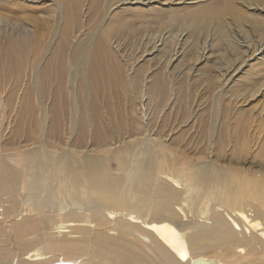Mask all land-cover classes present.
<instances>
[{
    "label": "bare ground",
    "instance_id": "1",
    "mask_svg": "<svg viewBox=\"0 0 264 264\" xmlns=\"http://www.w3.org/2000/svg\"><path fill=\"white\" fill-rule=\"evenodd\" d=\"M186 1L0 0V264H264V0Z\"/></svg>",
    "mask_w": 264,
    "mask_h": 264
},
{
    "label": "rangeland",
    "instance_id": "2",
    "mask_svg": "<svg viewBox=\"0 0 264 264\" xmlns=\"http://www.w3.org/2000/svg\"><path fill=\"white\" fill-rule=\"evenodd\" d=\"M189 2V3H188ZM193 1H189V0H187L186 1V3L187 4H191ZM3 3V2H2ZM0 6H2V5H0ZM3 8H6V9H9V10H14V11H16L17 13H20V12H22L23 11V9H21V8H19V9H16L15 10V8H12V7H10L9 5H5V6H3ZM18 8V7H17ZM0 27H2V24L0 25ZM181 39H183V36H181L180 37V40ZM181 42H183V40L181 41ZM160 42H158V44L156 45V47H160ZM162 47V46H161ZM160 47V48H161ZM159 48V49H160ZM208 51H209V49H208ZM213 52H216V49H214L213 50ZM207 53V50H205L204 51V54H206ZM178 55H179V53H178ZM208 55H210V53L208 54ZM215 60V54H214V56L213 55H210V58L208 59V61H204V62H199V63H197V65H196V69L198 68L201 72H206V73H208V72H210V70H211V64L213 63V61ZM199 66V67H198ZM249 73L251 74V76H250V78H252V79H259V78H261V77H263L264 76V67L263 66H252L251 68H249ZM211 73V72H210ZM213 73V72H212ZM197 75V73H194V75ZM264 91L262 92V95L261 96H259V97H257V100L256 101H258V100H260V102H264ZM32 247V246H31ZM25 250L27 251V250H29V247H26L25 248ZM54 264H59V261L57 260L56 261V263H54ZM75 264V263H74ZM76 264H79V263H77L76 262Z\"/></svg>",
    "mask_w": 264,
    "mask_h": 264
},
{
    "label": "snow or ice",
    "instance_id": "3",
    "mask_svg": "<svg viewBox=\"0 0 264 264\" xmlns=\"http://www.w3.org/2000/svg\"><path fill=\"white\" fill-rule=\"evenodd\" d=\"M180 259H182V260H187L188 259V257H187V254L186 253H180Z\"/></svg>",
    "mask_w": 264,
    "mask_h": 264
}]
</instances>
